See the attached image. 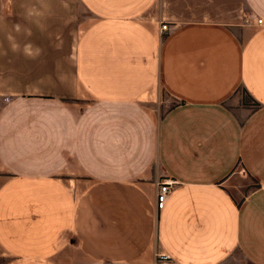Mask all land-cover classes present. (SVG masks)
Segmentation results:
<instances>
[{
    "label": "crops",
    "instance_id": "1",
    "mask_svg": "<svg viewBox=\"0 0 264 264\" xmlns=\"http://www.w3.org/2000/svg\"><path fill=\"white\" fill-rule=\"evenodd\" d=\"M156 252L264 264V0H0V264Z\"/></svg>",
    "mask_w": 264,
    "mask_h": 264
},
{
    "label": "built area",
    "instance_id": "2",
    "mask_svg": "<svg viewBox=\"0 0 264 264\" xmlns=\"http://www.w3.org/2000/svg\"><path fill=\"white\" fill-rule=\"evenodd\" d=\"M254 23L256 25H262L263 21L260 18H254ZM159 32H163L166 30L165 24H160L158 27ZM8 98H4L7 100ZM177 184V182L167 176H159L154 183V208L156 210L160 209L163 206L164 200L169 192L173 189V187ZM152 264H172L171 259L168 254L165 252H156L152 259Z\"/></svg>",
    "mask_w": 264,
    "mask_h": 264
},
{
    "label": "rangeland",
    "instance_id": "3",
    "mask_svg": "<svg viewBox=\"0 0 264 264\" xmlns=\"http://www.w3.org/2000/svg\"><path fill=\"white\" fill-rule=\"evenodd\" d=\"M83 17V19L85 18V15H83L82 16ZM246 21H251L250 20V18H248V17H246ZM239 97H240V99H239ZM239 97H237L236 99L235 98H233L231 101H229L230 102V107L234 110V109H236L237 108V106H242L243 104H247V103H249L248 102V99H247V97H246V95L245 94H243V95H241V93H240V96ZM250 104V103H249Z\"/></svg>",
    "mask_w": 264,
    "mask_h": 264
}]
</instances>
